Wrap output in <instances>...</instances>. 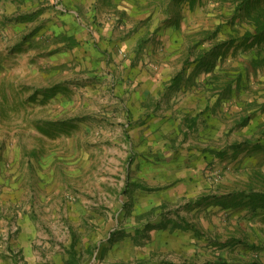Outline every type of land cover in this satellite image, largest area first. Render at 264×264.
I'll use <instances>...</instances> for the list:
<instances>
[{
	"label": "rangeland",
	"instance_id": "obj_1",
	"mask_svg": "<svg viewBox=\"0 0 264 264\" xmlns=\"http://www.w3.org/2000/svg\"><path fill=\"white\" fill-rule=\"evenodd\" d=\"M29 1L0 0V264H264V0L168 4L212 101L197 137L211 128L218 171L198 223L154 204L140 166L159 104L117 95L95 30Z\"/></svg>",
	"mask_w": 264,
	"mask_h": 264
},
{
	"label": "crops",
	"instance_id": "obj_2",
	"mask_svg": "<svg viewBox=\"0 0 264 264\" xmlns=\"http://www.w3.org/2000/svg\"><path fill=\"white\" fill-rule=\"evenodd\" d=\"M42 1L30 0L28 4L37 8ZM49 2L53 4V9L62 14V17L59 15L61 18L66 16L73 24L82 28L90 26L95 30L94 36L98 37L95 40L101 42L100 49L107 56L105 60H111L109 67L119 69L117 72L115 70L117 95L121 98L127 95L130 105L141 107L148 102L159 104L154 118L155 130L145 132L148 137L153 133L157 142L151 143L152 148L147 147V154L140 166L148 174L144 176L147 187L153 181L160 193L153 203L162 204L163 199V203L170 204L173 212L177 207L182 209L180 212L177 210L181 219L196 223L202 218L201 209L213 200L214 187L210 176L217 173L215 163L218 158L216 154L206 151V144L202 143L212 138L211 128L206 132L207 139L200 138L202 142H198L199 116L204 108L212 106V101L209 105V100L203 97L205 92L200 89L197 78L201 74L200 70L184 65L187 59L198 58L199 52L196 46H188L189 42H185L180 31L173 30V27L182 23L181 10L176 9L178 12L172 13L168 9V4L176 1ZM138 47L140 49L137 50ZM127 52L132 60L122 58L123 53L127 55ZM138 58L137 63L134 59ZM143 61L147 65L151 62L144 67ZM194 225L192 223L191 228L196 230ZM203 225L208 227V224ZM188 238L185 234L181 235L172 244L186 246ZM180 244L174 247L175 250L181 249Z\"/></svg>",
	"mask_w": 264,
	"mask_h": 264
}]
</instances>
